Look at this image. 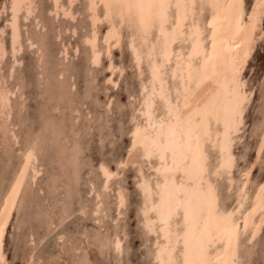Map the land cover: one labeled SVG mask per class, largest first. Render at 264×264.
Segmentation results:
<instances>
[{
  "label": "rangeland",
  "instance_id": "rangeland-1",
  "mask_svg": "<svg viewBox=\"0 0 264 264\" xmlns=\"http://www.w3.org/2000/svg\"><path fill=\"white\" fill-rule=\"evenodd\" d=\"M261 2L243 0L244 22L252 20ZM11 6L12 0H0V41L6 51L0 56V96L3 91L9 97L6 106L0 98V212L26 164L28 171L4 238L7 264H158L159 229L149 231L143 223L140 185L143 174L156 178L157 158L125 162L134 151L132 131L145 122L144 86L151 78L149 60L143 57L138 64L133 57V28L122 24L120 43L108 44L110 21L102 3L94 25L90 0H59L57 7L55 0H32V12L23 7L19 14L20 50L14 53ZM202 10L197 6L189 21L198 19L208 29L210 8ZM94 33L99 63L92 58ZM151 34L152 41L156 30ZM167 65L173 97V61ZM242 72L251 95L233 134L234 165L230 173H210V178L220 206L227 208L236 205L238 189L251 172L246 210L264 183V14ZM155 102L157 115L162 114L163 101ZM208 145L212 171L219 153ZM30 151L34 160L25 162ZM102 164L114 172L107 186ZM248 234L240 238L239 264H264V224L253 240Z\"/></svg>",
  "mask_w": 264,
  "mask_h": 264
},
{
  "label": "bare ground",
  "instance_id": "bare-ground-1",
  "mask_svg": "<svg viewBox=\"0 0 264 264\" xmlns=\"http://www.w3.org/2000/svg\"><path fill=\"white\" fill-rule=\"evenodd\" d=\"M100 3L105 19L110 21L104 37L108 44L112 40L120 43V28L126 23L134 31L130 41L133 57L138 64L143 57L149 60L151 78L149 87L144 86L142 102L145 122L134 127V151L125 162L157 158L152 165L156 178L151 181L142 173L140 184L143 223L149 231L159 229L155 259L158 264H239L241 236L249 232L248 240H253L264 224V183L252 194L251 205L245 210L248 172L238 189L236 205L224 208L210 173H230L234 165L233 134L241 128L244 106L251 95L244 88L242 71L254 52L264 0L250 22L243 21V0H90L94 25L101 19ZM55 4L57 7L59 0ZM205 5L210 8L208 29L198 19L189 21L196 7L202 10ZM23 7L30 14L32 0H12L14 53L20 50L18 17ZM153 30L156 34L151 41ZM96 36L94 33L91 41L92 58L99 63ZM176 41L181 44L175 47ZM5 52L0 41V56ZM170 61L175 79L173 97L164 74ZM0 98L6 106L8 94L1 91ZM155 98L163 101L162 114L156 113ZM208 143L219 153L212 171ZM26 158L25 162L32 160L34 152ZM101 169L107 186L114 172L105 164ZM27 171L26 164L0 212V264H7L4 238ZM37 172L34 169L32 178ZM119 194L123 204V194ZM114 243L119 249L120 237Z\"/></svg>",
  "mask_w": 264,
  "mask_h": 264
}]
</instances>
